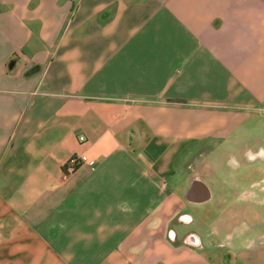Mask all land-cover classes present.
Returning <instances> with one entry per match:
<instances>
[{"label":"crops","instance_id":"1","mask_svg":"<svg viewBox=\"0 0 264 264\" xmlns=\"http://www.w3.org/2000/svg\"><path fill=\"white\" fill-rule=\"evenodd\" d=\"M0 264H264V0H0Z\"/></svg>","mask_w":264,"mask_h":264},{"label":"built area","instance_id":"2","mask_svg":"<svg viewBox=\"0 0 264 264\" xmlns=\"http://www.w3.org/2000/svg\"><path fill=\"white\" fill-rule=\"evenodd\" d=\"M79 139L83 140V136H80ZM79 163V158L76 155H72L65 163V168L68 171H73L79 165Z\"/></svg>","mask_w":264,"mask_h":264},{"label":"rangeland","instance_id":"3","mask_svg":"<svg viewBox=\"0 0 264 264\" xmlns=\"http://www.w3.org/2000/svg\"><path fill=\"white\" fill-rule=\"evenodd\" d=\"M225 143H226V142H225ZM225 143H224V144H225ZM226 144H227V143H226ZM254 149H256V148H254ZM254 161L257 162V160H252V161H250V162H251V163H254ZM250 175H252V174H250ZM256 176H257L256 173H255V174L253 173V177H252V178H255ZM197 208H198V207H197V206H194V205H190V206H189V209H190L193 213H195V211L198 210ZM200 209H201V208H200ZM188 228H189V226H188ZM191 228H193V226H192Z\"/></svg>","mask_w":264,"mask_h":264}]
</instances>
